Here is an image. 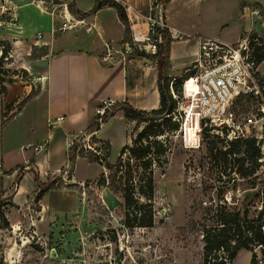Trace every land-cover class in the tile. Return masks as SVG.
Instances as JSON below:
<instances>
[{
  "label": "crops",
  "instance_id": "0c3cea01",
  "mask_svg": "<svg viewBox=\"0 0 264 264\" xmlns=\"http://www.w3.org/2000/svg\"><path fill=\"white\" fill-rule=\"evenodd\" d=\"M51 1L54 7L45 6L39 0H0L3 11L0 14V42L10 47L7 54L10 62L6 68L17 65L23 72L33 75L36 84L34 94L25 102L31 86L22 81L4 84V92L0 94V199L10 198L14 208L33 200L37 191L34 176L41 185L50 177L68 171V143L75 135L86 132L94 122V109L101 101L110 100L115 105L125 103L143 111L158 108L156 59L145 52L123 51L124 26L115 10L103 6L92 15L81 17L73 16L67 10L79 23L59 32L63 15L61 5L70 3L79 13L85 14L96 0ZM112 1L127 5L143 16L148 0ZM248 7L259 8L264 17V0H244L243 6L240 0L163 2L161 19L170 39L164 74L172 78L184 74L196 58L200 41H215L221 36L220 43H237L248 30L249 23L244 17ZM201 21L206 23L202 29L198 24ZM214 23L225 25L216 33ZM262 24L263 27L254 25L252 31L264 42V21ZM133 26L145 34L142 18ZM229 27L233 31L222 36V31ZM106 46L111 56L108 61H102ZM36 49H41L42 53L32 61V51ZM259 65L257 73L264 76L258 71ZM4 106L6 108L2 110ZM59 117L62 121L55 123V118ZM118 122L125 124V138L120 141L112 136V129ZM130 125L116 109L114 115L94 131L93 139L108 145L113 141L121 148L128 142ZM13 135L21 141L17 147L8 143ZM28 144H44L45 147L36 152L22 150ZM81 162L90 163L76 157L67 177L68 184L80 186L89 181L85 175H78ZM101 172H104L102 167ZM59 192L62 191L50 189L37 202H44L46 195L58 197ZM61 196L62 193L59 198Z\"/></svg>",
  "mask_w": 264,
  "mask_h": 264
},
{
  "label": "rangeland",
  "instance_id": "374dc122",
  "mask_svg": "<svg viewBox=\"0 0 264 264\" xmlns=\"http://www.w3.org/2000/svg\"><path fill=\"white\" fill-rule=\"evenodd\" d=\"M198 24L200 29L206 25L204 21ZM224 25L214 23L216 33ZM229 29L223 30L222 36L233 31ZM219 39L223 38L216 37L215 41L220 42ZM41 53V49L33 50L32 61ZM4 60L1 68L8 71L6 77L11 81L25 82L34 93V76L23 72L17 65L6 68L10 60ZM258 71L264 74V59ZM261 77L264 79V76ZM167 84L169 93H172V85L177 92L173 95L180 133L172 136L173 149L167 166L154 175L153 226L146 229L124 228L120 196L110 192L106 184L97 185L101 166L96 162H81L78 164V175H85L89 181L80 186L68 184V171L46 181L52 184L53 192L62 191L59 192V195L62 193L61 198L59 195H46L44 202L31 199L17 208L10 204V198L0 199V212L8 224L7 228L0 229V264H203L202 236L204 231L217 224L215 215L220 209L204 207L201 201L220 196L223 190L219 187L239 191L259 190L264 183V171L254 179H239L233 183L228 170L217 174L212 157L225 145L208 123L199 120L194 108L192 86L172 77L167 79ZM263 103L264 91L259 89V95L238 97L233 110L241 117L247 110ZM131 128L132 124L128 127V136ZM112 133L117 141L124 139L125 124L118 122ZM8 143L17 147L21 141L13 135ZM117 148L111 141L107 163H114L120 147ZM100 152L103 156V146ZM224 165L225 168L232 167L231 163L230 166ZM103 173L105 177L107 172ZM242 206L243 203L224 208L240 213L246 209L247 220L255 219L260 212L256 196L246 207ZM250 249L255 256L254 264L259 248L251 244ZM251 254L240 251L232 263L251 264ZM217 258L218 254L211 252L205 264H216Z\"/></svg>",
  "mask_w": 264,
  "mask_h": 264
},
{
  "label": "trees",
  "instance_id": "16d2710c",
  "mask_svg": "<svg viewBox=\"0 0 264 264\" xmlns=\"http://www.w3.org/2000/svg\"><path fill=\"white\" fill-rule=\"evenodd\" d=\"M167 0H163L166 2ZM243 1L240 0L241 6ZM103 6L111 7L115 10L119 21L124 26V38L122 43L130 42V32L128 29V21L123 7L112 0H96L93 7L85 14L79 13L72 4H67V10L73 16L81 17L95 13ZM255 33L250 34V38H256ZM260 46L253 47L252 55L254 63L258 66L264 58V42L257 37ZM170 39L166 31H162V43L158 46V52L155 56L157 63V91L159 96L158 108L143 111L136 110L125 103H117L109 113H106L101 118V123L114 115L116 109L122 113V117L126 122L132 124L128 142L124 144L118 151L117 157L113 164L106 162L109 152V145L101 143L103 146L104 155L97 157L93 154H88L86 157L82 151L76 152V146L73 145L67 150V161L69 163L68 172L72 171L74 160L76 157L86 158L88 162L98 163L107 175L104 177L102 172L97 185L106 184L107 189L120 196L123 208L122 225L127 229L134 228H151L154 223L153 199H154V175L156 172H162L168 164V158L173 149L172 136L180 133V122L176 119V99L174 94V85H172V93H169L167 77L164 74L167 68V53ZM9 45L0 42V94L4 92V84L11 82L8 79L6 69L1 68L2 61L7 58ZM189 69V68H188ZM187 69V70H188ZM187 72V71H186ZM182 74L176 78L181 83L186 81L191 73ZM256 76H259L256 73ZM34 93L30 91L25 102ZM174 98H172V97ZM240 98V97H239ZM22 102V103H23ZM236 104V100H235ZM116 108V109H115ZM195 108V107H194ZM196 111V108H195ZM197 113V111H196ZM180 115V114H178ZM200 120V119H199ZM204 123V121H203ZM99 125L95 122L86 128V132H94ZM95 141V139H92ZM258 150L254 146L252 139H237L226 144V148L219 149L212 157V163L217 174H224L228 170V175L233 168L239 178L246 179L250 176L257 167L256 158ZM222 162V163H221ZM231 168L226 167L230 166ZM246 165V167H244ZM218 169V170H217ZM219 170L221 172H219ZM37 189L33 198L38 201L41 196L52 188V184L45 182L38 184L37 178H33ZM49 183V184H48ZM253 185V181L252 184ZM262 204L264 205V191L262 195ZM215 215L216 223L209 230L204 231L202 236L203 241V264L211 252H218L220 249L225 253L228 264L240 250L247 251L251 254L250 245L253 244L259 248V257L264 261V208L258 213L255 219H246V209L229 212L224 207ZM0 220L2 226L0 229L7 228V221L0 212ZM254 254H251L250 263L253 264ZM216 264H225L219 261Z\"/></svg>",
  "mask_w": 264,
  "mask_h": 264
},
{
  "label": "built area",
  "instance_id": "2783aa9c",
  "mask_svg": "<svg viewBox=\"0 0 264 264\" xmlns=\"http://www.w3.org/2000/svg\"><path fill=\"white\" fill-rule=\"evenodd\" d=\"M43 5L53 6L51 0H39ZM163 0H148L145 7V14L140 16L134 13L129 6H122L126 14L128 23H130V42L122 47L124 52L136 50L145 52L149 56H155L159 45L162 43V31H166V26L161 19V9ZM55 6V5H54ZM53 6V7H54ZM67 6L61 5L63 10L62 23L58 28L59 32H64L76 26V22L67 13ZM1 11L0 6V14ZM132 14V17L130 16ZM244 17L248 20L249 26L247 32L243 33L239 41L232 45H226L217 41L203 40L198 44V52L193 63L189 67L190 77L184 81L188 86H192L194 107L196 108L198 118L219 135V140L225 145L237 139H252L254 146L258 150L256 158L257 167L246 180L254 179L259 173L264 171V103L256 108L247 110L243 116H237L234 112L235 100L238 97H249L259 95V89L264 91V79L257 73V66L254 63L252 55L253 47L260 46L256 38H250L253 33L254 25L263 26L264 17L262 11L257 7H248L245 9ZM142 18L145 22L146 32L141 33L137 28H133L137 21ZM259 38V37H258ZM106 54L101 58L102 61H108L111 53L109 47H105ZM116 53L120 54L119 51ZM256 73L259 76H256ZM115 103L110 100L101 101L94 109L97 125L101 124V118L111 111ZM239 115V114H238ZM62 117L55 118L54 122L59 123ZM94 132H82L75 135L68 148L75 145L76 152L82 151L85 154H93L101 157V143L92 140ZM44 144L32 146L30 144L22 147V150L32 149L40 151L44 149ZM84 155V154H83ZM1 170V165H0ZM231 183L235 180H245L239 178L233 168L230 173ZM252 181V180H251ZM221 188L220 196H212L201 201V205L209 208L228 207L241 205L244 200V194L249 190L256 192L258 199L257 209L261 211L264 208L262 204V188H250L243 191L233 190L231 188ZM217 263L219 261L228 264L225 253L220 249L218 252ZM254 264H264V261L258 256Z\"/></svg>",
  "mask_w": 264,
  "mask_h": 264
},
{
  "label": "water",
  "instance_id": "95a60500",
  "mask_svg": "<svg viewBox=\"0 0 264 264\" xmlns=\"http://www.w3.org/2000/svg\"><path fill=\"white\" fill-rule=\"evenodd\" d=\"M256 195V192L254 190H249L244 194V200H243V208L246 207V204L250 202Z\"/></svg>",
  "mask_w": 264,
  "mask_h": 264
}]
</instances>
